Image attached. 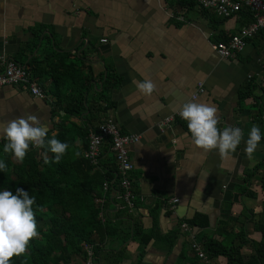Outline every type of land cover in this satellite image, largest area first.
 <instances>
[{"label": "crops", "instance_id": "obj_1", "mask_svg": "<svg viewBox=\"0 0 264 264\" xmlns=\"http://www.w3.org/2000/svg\"><path fill=\"white\" fill-rule=\"evenodd\" d=\"M177 13H182L181 21L172 17ZM249 20L244 11L221 18L180 0H0V56L30 65V59L42 60L44 52H65L88 83L87 98L96 97L105 75L118 77L115 86L103 91L110 104L90 120L89 128L109 119L121 132L138 136L128 149L130 182L138 202L134 217L146 228L148 207L156 199H176L168 215L159 210L160 230L176 227L181 220L194 218L197 223L189 225L188 232L180 230L168 254L150 241L143 255L149 264H173L182 244L189 245V232L200 248L207 239L223 246L239 244L242 263L264 264V127L258 119L264 103V42L255 34L227 58L210 48ZM42 77L43 97L18 85L0 87V121L36 113L48 131L56 132L63 111L53 109L47 91L50 77ZM144 79L156 84L151 96L135 87L134 81ZM199 82L202 90L191 98ZM239 91L245 95L238 97ZM189 100L215 105L219 128L243 130L244 139L230 158L191 144L186 122L178 115ZM98 105L104 107L105 101L98 100ZM82 114L68 120L82 126L87 111ZM166 116L173 119L159 126ZM253 125L262 138L248 159L244 141ZM73 142L82 154L80 137ZM113 161L103 145L98 163L112 168ZM135 248L136 243L132 253ZM205 256L208 264H226L221 254ZM133 260L129 256L119 264Z\"/></svg>", "mask_w": 264, "mask_h": 264}, {"label": "trees", "instance_id": "obj_2", "mask_svg": "<svg viewBox=\"0 0 264 264\" xmlns=\"http://www.w3.org/2000/svg\"><path fill=\"white\" fill-rule=\"evenodd\" d=\"M180 3L192 5L191 0H180ZM256 34L264 42V28ZM220 40L224 41L225 38ZM67 56L65 52L52 50L44 52L40 61L30 59V65L28 62L24 64L16 61L27 67L29 75L39 86L42 84V76L50 77L47 91L53 100V109L60 108L63 111V117L56 122V138L68 143L69 148L61 161L54 163V154L46 147L30 145L23 163H17L10 154L3 153L4 142L0 141V160L7 164V169L0 172V191L7 189L13 194L17 188L28 191L30 196L36 198V220L46 218L48 221L46 234L31 240L27 251L14 256L10 264H56L53 262L56 252L58 259L64 263L68 262L70 254L82 253L86 260L88 255L83 249L85 245L90 247L91 264H119L125 256V247L129 241L136 243L134 260L129 264H149L143 260V255L150 241L151 245L168 254L180 234V223L184 222L188 226H196L197 223L194 218L190 221L181 220L176 227L162 232L158 225V213L162 208L164 214L168 215L169 209L164 200L156 199L147 210L150 225L144 228L133 213L127 211L121 199L110 198L106 191H102L100 184L107 181L109 188L121 192L113 177L114 166L108 168L99 163L97 167L92 166L75 150L73 139L75 136L80 137L82 150L86 148V135L91 129L90 120L105 111L110 104L103 91L115 86L119 79L114 75H105L96 97L87 98L88 83L73 63L67 60ZM261 90L264 93V86ZM244 95L238 92V97ZM98 100L105 101L104 107H99ZM84 111H87V118L82 121V126L68 120L69 116L83 118ZM52 134L48 131L46 139L52 138ZM101 196H104L103 203L95 204L94 198ZM137 204L134 198V207ZM195 241L198 243L196 236ZM201 246L207 256H225L226 264H247L241 262L239 244L223 246L213 239H207ZM173 264H198V259L189 245L182 244Z\"/></svg>", "mask_w": 264, "mask_h": 264}, {"label": "clouds", "instance_id": "obj_3", "mask_svg": "<svg viewBox=\"0 0 264 264\" xmlns=\"http://www.w3.org/2000/svg\"><path fill=\"white\" fill-rule=\"evenodd\" d=\"M134 84L139 93L145 96H151L156 91L152 79L134 81ZM217 113L215 105L195 100L185 102L178 111L179 117L186 122V135L194 147L205 153L216 150L222 159H228L244 139V132L239 127L219 128ZM47 136L48 129L36 113H25L11 120L0 121V138L6 141L3 153L10 154L17 163H23L30 145L46 147L54 154L53 162L59 163L69 145L58 140L55 133L50 139H46ZM261 138L259 127L253 125L244 141V152L248 159H252ZM45 162H48L47 155ZM6 169L7 164L0 160V172ZM35 203V196H30L22 188H17L15 194L7 189L0 191V264H10L14 256L24 254L29 242L39 236Z\"/></svg>", "mask_w": 264, "mask_h": 264}, {"label": "built area", "instance_id": "obj_4", "mask_svg": "<svg viewBox=\"0 0 264 264\" xmlns=\"http://www.w3.org/2000/svg\"><path fill=\"white\" fill-rule=\"evenodd\" d=\"M192 5L198 9L209 11L221 18H229L241 11H246L250 20L245 25L240 26L236 33L228 36L224 41H215L210 43V48L218 56L227 58L234 56L241 51L246 44V39L254 36L260 29L264 28V0H191ZM184 9V7H182ZM182 14V13H181ZM177 13L172 15L176 20L181 21L182 15ZM103 41V40H102ZM18 85L34 97H43L41 87L37 84L28 72L24 64H20L12 59L8 60L4 56H0V87ZM201 82L196 85V93L191 95L194 98L201 92ZM171 118V119H170ZM173 119L172 116H166L159 121V126H164ZM258 119L261 126L264 127V103L259 107ZM87 144L82 155L94 167H97L100 150L105 145L113 155L114 174L113 177L121 192L113 188H109L107 181H102L100 187L103 192H107L108 196L113 199H121L127 211H133V199L135 198L130 182V171L132 162L128 155L130 145L138 141V136L131 133L121 132L119 127L111 120H103L89 129L86 135ZM104 201V196L95 197L94 203L101 205ZM176 199L167 202L168 209L171 210L172 204ZM101 218V212L98 213ZM181 231L188 232L189 226L184 222L179 225ZM187 241L189 249L194 256L201 260L204 264H208L207 257L202 248L195 241V235L188 233ZM87 252L85 264H91L90 247L84 246Z\"/></svg>", "mask_w": 264, "mask_h": 264}, {"label": "rangeland", "instance_id": "obj_5", "mask_svg": "<svg viewBox=\"0 0 264 264\" xmlns=\"http://www.w3.org/2000/svg\"><path fill=\"white\" fill-rule=\"evenodd\" d=\"M37 226H38L39 236L40 235H45L46 234L45 233L46 232V228L48 226L47 219L43 218V219L37 221ZM130 245L131 246H129V249L128 250L126 249L124 258L129 257V256L134 257L135 253L134 252L132 253L131 250H132V247L135 245V243H131ZM83 249H85V248L83 247ZM85 261L86 260L82 257V253H80V254H70L67 263H64V262H62V261H60L58 259V252H56L54 254V257H53V262H56V264H85ZM51 264H54V263H51Z\"/></svg>", "mask_w": 264, "mask_h": 264}]
</instances>
